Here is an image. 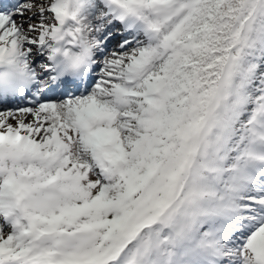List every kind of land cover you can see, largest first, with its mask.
I'll return each instance as SVG.
<instances>
[{
  "label": "snow or ice",
  "instance_id": "1",
  "mask_svg": "<svg viewBox=\"0 0 264 264\" xmlns=\"http://www.w3.org/2000/svg\"><path fill=\"white\" fill-rule=\"evenodd\" d=\"M0 264H264V0H0Z\"/></svg>",
  "mask_w": 264,
  "mask_h": 264
}]
</instances>
